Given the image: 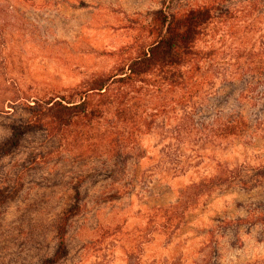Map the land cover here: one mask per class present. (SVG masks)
I'll use <instances>...</instances> for the list:
<instances>
[{
  "label": "rangeland",
  "instance_id": "374dc122",
  "mask_svg": "<svg viewBox=\"0 0 264 264\" xmlns=\"http://www.w3.org/2000/svg\"><path fill=\"white\" fill-rule=\"evenodd\" d=\"M218 1L0 0V142L27 117L28 100L110 72L121 55L150 41L157 11ZM230 86L202 100L195 122L226 112ZM241 86H233L240 100L233 105L264 111V80ZM257 124L264 127V113ZM157 141L145 138L150 147ZM50 145L59 141L40 132L0 153V264L54 256L57 224L73 202L82 207L68 220V252L56 264H264V128L231 146L217 138L203 150L197 144L174 153L168 167L179 175L164 179L150 171L149 159L116 167L48 154ZM228 168L241 177L203 183Z\"/></svg>",
  "mask_w": 264,
  "mask_h": 264
},
{
  "label": "trees",
  "instance_id": "16d2710c",
  "mask_svg": "<svg viewBox=\"0 0 264 264\" xmlns=\"http://www.w3.org/2000/svg\"><path fill=\"white\" fill-rule=\"evenodd\" d=\"M147 33L151 40L121 55L110 72L93 73L75 87L28 100L27 117L11 125L0 153L44 132L59 141L58 148L44 150L48 154L97 158L116 167L130 159H149L150 171L159 179L170 173L175 178L178 169L168 167L174 153L185 155L197 144L203 150L205 142L217 138L231 146L251 128H264L257 124L264 111L233 105L240 102L233 86L241 83L240 91H245L263 85L264 0H221L173 14L160 10ZM227 84L232 89L224 92L226 112L212 123L195 122L202 100L223 87L226 91ZM146 137L160 141L150 147ZM238 177L239 172L228 168L224 177H205L203 183ZM81 207L79 202L68 205L57 224L56 253L41 264H56L67 255L68 220Z\"/></svg>",
  "mask_w": 264,
  "mask_h": 264
}]
</instances>
